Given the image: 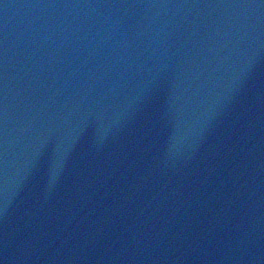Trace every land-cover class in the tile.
Here are the masks:
<instances>
[{
  "label": "water",
  "instance_id": "obj_1",
  "mask_svg": "<svg viewBox=\"0 0 264 264\" xmlns=\"http://www.w3.org/2000/svg\"><path fill=\"white\" fill-rule=\"evenodd\" d=\"M0 264H264V0H0Z\"/></svg>",
  "mask_w": 264,
  "mask_h": 264
}]
</instances>
